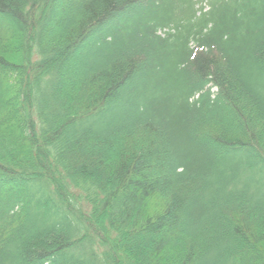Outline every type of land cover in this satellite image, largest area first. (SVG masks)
<instances>
[{
	"label": "trees",
	"instance_id": "obj_1",
	"mask_svg": "<svg viewBox=\"0 0 264 264\" xmlns=\"http://www.w3.org/2000/svg\"><path fill=\"white\" fill-rule=\"evenodd\" d=\"M0 264H264V0H0Z\"/></svg>",
	"mask_w": 264,
	"mask_h": 264
},
{
	"label": "rangeland",
	"instance_id": "obj_2",
	"mask_svg": "<svg viewBox=\"0 0 264 264\" xmlns=\"http://www.w3.org/2000/svg\"><path fill=\"white\" fill-rule=\"evenodd\" d=\"M203 5H204L205 9L208 10V8H209L208 1L203 2Z\"/></svg>",
	"mask_w": 264,
	"mask_h": 264
}]
</instances>
